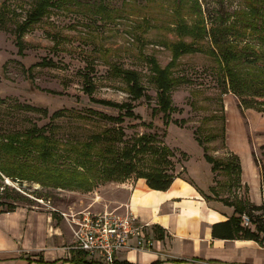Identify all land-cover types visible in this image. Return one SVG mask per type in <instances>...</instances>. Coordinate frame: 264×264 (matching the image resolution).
<instances>
[{
	"label": "rangeland",
	"instance_id": "rangeland-1",
	"mask_svg": "<svg viewBox=\"0 0 264 264\" xmlns=\"http://www.w3.org/2000/svg\"><path fill=\"white\" fill-rule=\"evenodd\" d=\"M185 3L192 7H186L182 15L190 29L199 31L198 37L176 32L181 17L176 11L178 0H50L41 20L28 22L23 34L25 46L20 49L16 28L27 23L29 14L38 7L37 0H0V140L5 142L14 133L31 134L34 129V134L57 140L54 164L84 170L68 149L71 142L89 141L95 132L108 130L114 139L104 145L114 149L117 159L143 136L153 135V151L136 156L142 171L161 168L187 180L192 175L206 199L241 202L238 160L227 150L223 135L225 100L231 97L241 107L259 109L264 97L255 93L256 87L242 97L233 92L220 60L209 51L213 47L210 36H204L198 24L204 19L208 34L213 28L227 32L226 28L234 25L229 38L235 51L242 53L240 68L250 74L264 66V40L259 36L264 0ZM249 20H255L257 30L245 26ZM181 37L204 51L175 60L174 75H184L185 79L168 92L171 109L164 113L149 60L154 56L165 67L173 57L169 44ZM130 70L139 73L143 89L139 97L131 91L125 73ZM92 98L125 107L99 104ZM129 112L134 116L129 117ZM168 120L172 122L166 127ZM204 147L219 161L214 176L204 163ZM40 150L34 145L28 150L30 155L18 157H26L33 168L40 162ZM109 161L104 160L99 176L93 177L91 191L45 186L3 175L0 201L54 212L58 222H72L74 216L89 211L128 214L131 189L142 178L119 174L106 179L111 158ZM227 163L231 172L224 170ZM36 173L32 169L30 175ZM212 181L214 185L210 186Z\"/></svg>",
	"mask_w": 264,
	"mask_h": 264
},
{
	"label": "crops",
	"instance_id": "crops-1",
	"mask_svg": "<svg viewBox=\"0 0 264 264\" xmlns=\"http://www.w3.org/2000/svg\"><path fill=\"white\" fill-rule=\"evenodd\" d=\"M225 101L224 140L241 165L239 200L261 205L264 111L241 107L231 97ZM204 163L214 176L212 164L206 159ZM191 177L175 178L167 190L153 189L145 179L137 182L127 205L147 224L146 231L156 244L150 251L124 252L116 264H264V232L262 242L212 236V224L228 219L235 206L207 201L203 189ZM242 225L256 228L253 220L242 219ZM76 254L90 263L105 264L75 247L70 223L55 220L54 212L17 205L0 213V264H76L72 260Z\"/></svg>",
	"mask_w": 264,
	"mask_h": 264
},
{
	"label": "trees",
	"instance_id": "trees-1",
	"mask_svg": "<svg viewBox=\"0 0 264 264\" xmlns=\"http://www.w3.org/2000/svg\"><path fill=\"white\" fill-rule=\"evenodd\" d=\"M50 3V0H37V8L33 10L28 18L27 23H21L16 28L17 35V45L21 49L25 46V41L23 39V34L27 31V24L37 23L41 20V18L46 14L44 10L46 6ZM43 6V7H42ZM186 7H192V5L187 6L185 0H178V6L176 11L178 15H181L178 19L177 30L176 32L181 36L190 35L195 38V36H199V31H194L190 29L192 26L189 22L183 17V11ZM245 26L254 27L255 30L258 29L257 23L255 24V20H249ZM202 24H198L199 30H203L204 36L209 35L213 44V47H210V53L217 56L218 60H220L222 64V68L224 69L226 75L229 77L230 83L232 85L233 92L242 97L245 91L253 90L256 87L255 93L264 97V66L259 67L255 72H243L240 68L239 58L242 53H237L235 51V47H233V41H230L229 36L232 35L235 26L231 25V27L227 29L219 28L212 29L209 31L206 29V25L204 23V19H200ZM1 19H0V27ZM260 38L264 40V23H261L259 30ZM193 42H187L183 40V38H179L178 40L173 41L169 44L170 49L173 52V57L171 61L165 66H160L158 60L152 56L149 60L151 65V79L156 85L160 87L159 92V103L161 105V109L164 113L167 110L171 109V96L168 94L176 85L180 83V79H185L184 75L175 76L173 72V67L175 64V60L179 58L181 55L202 52L204 49L201 47H193ZM21 51V50H20ZM234 58H236V62H233ZM129 79L131 85V91L136 97H139L143 94L142 86L140 85V76L139 73L133 70L125 72ZM255 73V74H252ZM91 85H88L87 88ZM251 90V91H252ZM89 91V92H88ZM87 92L92 93L91 89ZM92 101L96 103H101L114 108H121L124 105L109 102L106 100H98L92 98ZM243 102V101H242ZM261 108L258 110L264 111V101L260 103ZM247 107H253L252 105H246ZM131 112V111H130ZM129 112V117H133L134 113ZM110 118H113L112 116ZM225 120V119H224ZM171 120L165 122V126L169 127L171 124ZM150 123L149 125H151ZM225 125V121H224ZM225 126H223V135H224ZM36 130V129H35ZM151 136H143L141 141H137L133 146L127 148L120 158L115 159V151L111 146H105L104 143L108 142V140L114 139V136L110 131H101L95 132L91 135V139L89 141H81V142H71L68 146V149L73 152L74 160H77L81 165V168L84 170L75 168V169H64L60 168L56 164L55 152L53 149L56 147L57 140H53L48 135H43L36 133L34 134V129L31 134H19L14 133L8 136L7 140H0V177L6 176L7 178L13 180H24L30 179L37 181L45 186H56V187H75L82 191H91L93 188V177L99 176L97 173L101 171V166L103 161H107L109 163V158H111V163L106 168V179H114L117 178L119 174L123 175H135L137 178H142L146 180V183L153 189L156 190H167L174 179L180 177L179 175L175 176L172 173L166 172L164 169L155 168L153 171H142L137 164L136 156L141 154L151 153L152 144H151ZM150 138V139H149ZM36 139H40L37 141ZM149 139V140H148ZM148 140V141H147ZM197 141L201 144V140L197 137ZM34 145L40 146V152L38 155L39 163H35L33 168L29 160L24 157H18L20 154H27L28 150L34 147ZM166 149V148H164ZM30 155V154H27ZM95 157L102 158L96 159ZM237 157V156H236ZM204 158L212 164L211 170L215 173L218 171L219 161L213 156L207 153L206 147H204ZM237 163V172L238 178L241 172V165L239 158ZM258 161V158H256ZM229 163L224 166V170L227 172H231L232 167L229 169ZM35 169L36 174L30 175L31 170ZM228 169L230 171H228ZM4 178V177H3ZM181 178V177H180ZM183 179V178H182ZM185 180V179H184ZM187 181V180H186ZM188 182V181H187ZM8 186L5 185V189ZM203 194V191H201ZM262 193H263V203L261 205H256L253 203H244L243 201L238 203H233L232 201H224V204L235 206V212L228 217L226 220L214 222L212 224V236L214 238L221 239H254L259 242H262V233L264 232V168H262ZM204 196V194H203ZM205 198V196H204ZM206 199V198H205ZM207 201H211V199H206ZM6 206V208H4ZM17 205L12 203H4L0 201V213L5 211H11L16 208ZM242 213H246L254 223H256V228L252 229L249 226L242 225ZM72 260L76 264H93L84 260V257H79V254L74 256ZM180 262L181 260H175ZM183 261V260H182ZM160 261L154 263L159 264ZM125 264H132L130 262H125Z\"/></svg>",
	"mask_w": 264,
	"mask_h": 264
},
{
	"label": "built area",
	"instance_id": "built-area-1",
	"mask_svg": "<svg viewBox=\"0 0 264 264\" xmlns=\"http://www.w3.org/2000/svg\"><path fill=\"white\" fill-rule=\"evenodd\" d=\"M243 221L251 218L244 213ZM75 247L105 264H116L118 257L129 251H150L156 241L146 231V223L134 212H83L69 222Z\"/></svg>",
	"mask_w": 264,
	"mask_h": 264
},
{
	"label": "bare ground",
	"instance_id": "bare-ground-1",
	"mask_svg": "<svg viewBox=\"0 0 264 264\" xmlns=\"http://www.w3.org/2000/svg\"><path fill=\"white\" fill-rule=\"evenodd\" d=\"M133 212V211H132Z\"/></svg>",
	"mask_w": 264,
	"mask_h": 264
}]
</instances>
